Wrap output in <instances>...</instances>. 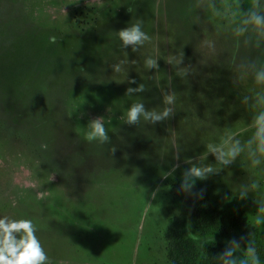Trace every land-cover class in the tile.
<instances>
[{"label": "rangeland", "instance_id": "obj_1", "mask_svg": "<svg viewBox=\"0 0 264 264\" xmlns=\"http://www.w3.org/2000/svg\"><path fill=\"white\" fill-rule=\"evenodd\" d=\"M240 2L247 11L252 0ZM154 5L0 0V218L31 219L51 264H169L166 234L181 230L201 190L251 224L255 200L264 199V164L253 168L244 156L197 180L191 194L180 192L186 159L195 162L206 144L251 122L254 111L240 101L259 89L251 76L235 84L234 65L245 57L264 64V45L244 48L235 25L196 9L194 0H161L158 13ZM137 20L150 42L138 52L122 49L114 32ZM203 40L215 41V51ZM182 51L180 67L192 69L184 79L167 63ZM147 56L159 58L158 70L144 68ZM121 60L122 71L114 73ZM141 83L145 92L125 95ZM162 90L177 97L170 119L124 123L132 103L162 108ZM97 117L109 134L103 146L84 139ZM205 163L215 158L209 154ZM253 181L259 188L239 200V185ZM255 228L264 240V226Z\"/></svg>", "mask_w": 264, "mask_h": 264}, {"label": "clouds", "instance_id": "obj_2", "mask_svg": "<svg viewBox=\"0 0 264 264\" xmlns=\"http://www.w3.org/2000/svg\"><path fill=\"white\" fill-rule=\"evenodd\" d=\"M161 0H155L154 8L158 13ZM194 7L199 10H212L214 15L230 24L235 25L232 33L235 37L241 38L240 43L244 48L260 49L264 45V0H252L251 6L247 11L241 10L240 0H194ZM130 11V10H129ZM120 41L122 49L131 48L133 52H138L151 37L143 30L142 21L137 20L136 23L130 24L119 31L114 32ZM50 44L57 43V37L49 38ZM203 45L210 51H215L216 44L212 40H203ZM158 57L147 56L144 60V68L146 70L159 69ZM184 59L183 51L172 55L167 63L171 64L175 69V75L184 79L192 71L189 67H180ZM126 63L121 60L112 65L114 73H120L122 66ZM238 80H243L247 76H251L254 84L258 86L257 91L253 95H245L241 99V103L249 105L254 111L251 122L239 131L231 130L224 133L218 143H208L205 145V153L196 157L195 162L192 158L185 160L190 167L182 173V182L180 192L191 194L192 189L197 180H207L214 174L234 164L239 157L244 156L253 168L264 164V64L259 63L258 59L250 57L242 58L239 63L235 64ZM129 84H135L136 81L129 80ZM146 91L143 83L137 87H128L125 95L133 96L136 93ZM162 105L159 110L153 108L148 110L143 102L132 103L127 108L126 113L121 117L127 125L139 126L141 120L144 124L155 125L170 119L175 112L176 94L174 92L161 91ZM250 132V136L246 140L238 137L242 133ZM84 139L89 143H97L104 145L109 142V134L103 123V117L91 119L87 124V131ZM43 150H47L48 145L41 144ZM173 147L176 148L174 159H180V146L174 142ZM112 151H115L113 148ZM211 154L215 158V164H206L208 155ZM179 164L173 165L171 170L164 175L166 179L172 175ZM259 184L253 181L250 184L242 183L238 188V199L243 201L249 193L257 190ZM158 191V190H157ZM198 198H202L203 190L196 194ZM156 192L152 193L155 198ZM258 205L255 216L252 221V227L264 226V199L255 200ZM37 226L31 219H10L7 216L0 218V264H51V261L44 250L38 236L36 235ZM251 234L246 238L231 239L223 252L216 258L220 264H260V257L257 253L255 242L250 239ZM199 246L203 249L204 245L210 243L207 238H197ZM213 240V237L211 238ZM242 242L243 247H242ZM239 253V256L237 254Z\"/></svg>", "mask_w": 264, "mask_h": 264}, {"label": "trees", "instance_id": "obj_3", "mask_svg": "<svg viewBox=\"0 0 264 264\" xmlns=\"http://www.w3.org/2000/svg\"><path fill=\"white\" fill-rule=\"evenodd\" d=\"M187 211L181 230L173 229L166 234L169 264H220L216 258L228 242L241 237H245L246 242L249 234L250 239L255 242L260 264H264L263 237L243 216L224 211L206 198L190 200ZM193 237L207 238L210 243L205 244L202 249L198 239Z\"/></svg>", "mask_w": 264, "mask_h": 264}]
</instances>
